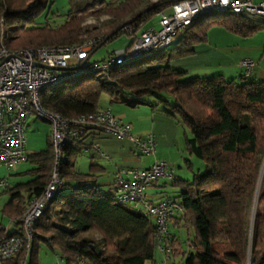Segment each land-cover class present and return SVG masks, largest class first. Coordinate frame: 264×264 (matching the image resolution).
<instances>
[{
	"label": "trees",
	"instance_id": "1",
	"mask_svg": "<svg viewBox=\"0 0 264 264\" xmlns=\"http://www.w3.org/2000/svg\"><path fill=\"white\" fill-rule=\"evenodd\" d=\"M170 2L68 0L64 21L53 25L35 23L47 0H0V23L3 18L10 27L6 44L11 50L70 45L101 37L95 52L118 37L123 26L142 23ZM103 16L109 17L103 25H85L88 19ZM259 23L231 13L203 15L168 47L115 66L112 81L87 73L39 93L43 109L66 118L98 110L102 94H107L111 102L130 109L148 105L154 111L156 104L146 99L153 97L166 105L161 110L164 115L180 120L189 132L185 135L186 152L203 161L205 171L191 181L172 183L183 214L169 223L184 224L193 235L184 249L170 234L166 259L180 258L183 264H264V81L237 84L222 74L180 79L183 72L170 64L195 53L213 25L247 37L263 28ZM83 139L64 150V187L36 221L27 257L23 249L0 264H40L41 245L58 253L64 264H79L80 260L85 264H157L155 221L132 206L116 204L114 194L97 185L101 167L91 165L88 174L74 170ZM27 157L36 166L30 171L32 179L6 191L10 201L2 210L19 226L26 202L39 195L49 180L53 164L50 139L46 150Z\"/></svg>",
	"mask_w": 264,
	"mask_h": 264
},
{
	"label": "built area",
	"instance_id": "2",
	"mask_svg": "<svg viewBox=\"0 0 264 264\" xmlns=\"http://www.w3.org/2000/svg\"><path fill=\"white\" fill-rule=\"evenodd\" d=\"M158 3L161 0H151ZM211 13H231L245 19L264 22V0H171L168 12H158V28L141 29L142 23L123 26L119 35L127 39L119 49L109 52L100 60H90L94 47L101 37H91L70 45L28 47L18 50L8 48L9 25L1 18L0 23V167L7 171L27 161L25 128L27 120L36 116L50 126V144L53 164L44 190L26 202L21 217L20 233L11 235L9 226L0 225V263L26 249L27 257L36 221L45 213L50 202L59 196L64 182L61 167L66 161L65 148L85 137L89 132H104L129 140L142 155H154L155 137L145 139L132 135L130 124L116 120L109 110L98 109L92 113L66 118L43 109L39 93L47 88L64 84L82 74L95 73L112 81L111 71L150 53L171 45L179 34L197 18ZM109 20L108 16H103ZM95 20V19H94ZM91 22L88 19L85 25ZM255 62L244 58L238 66L244 75H250ZM104 156L98 146L92 147ZM159 179L175 181L173 169L162 160L155 161L147 169L122 170L112 177V193L118 205L132 206L151 217L157 226L158 251L166 253V239L170 237L168 223L177 214H183L176 200L165 199L151 205L146 190ZM10 188L7 179H0V194ZM21 264H24L23 262ZM79 264H85L80 260Z\"/></svg>",
	"mask_w": 264,
	"mask_h": 264
},
{
	"label": "rangeland",
	"instance_id": "3",
	"mask_svg": "<svg viewBox=\"0 0 264 264\" xmlns=\"http://www.w3.org/2000/svg\"><path fill=\"white\" fill-rule=\"evenodd\" d=\"M149 1L152 2L151 0ZM68 9V0H47L46 8L36 19L35 23L42 24L46 20L55 22L64 21ZM166 11L168 12V9H166ZM53 14L55 15L53 16ZM155 17H157V15L146 20L143 29L151 27L158 28ZM90 20L91 22H88L86 25L91 28L99 27L108 21L105 17H101L98 20ZM259 24H262L263 28L247 37L233 33L219 25H213L208 30L207 40L195 47V53L182 58H175L171 60L170 64L176 70L183 72L179 77L180 79H187L193 76L211 77L221 74L223 70L227 76L225 78L228 80L234 78L237 84L251 81H264V22ZM126 39V35L121 34L117 38L107 41L93 52L90 60L102 59V57L106 56L109 52L119 49ZM246 55L255 62L250 75L245 76L243 71V77H240L239 68L236 72L233 70V73L230 69L224 68L236 65L242 60V57ZM165 98L170 103H173L169 95H165ZM146 99L152 104H156L154 111H152L149 108L151 106L148 105H140L137 109H130L120 102H111L107 94H102L99 101V108L109 110L116 120L130 122L145 130V132L141 134L142 136H135L132 133L135 138L145 139L149 134H153L158 138V132L164 131L165 136L163 144L164 148L167 149L166 153L170 159L176 160L177 162V164H168L170 165L168 168L173 169L175 180L191 181L195 174L205 171V164L203 161L188 155L186 152L185 135L189 136V132L182 126L178 118L167 117L161 112L162 108L166 107V105L150 96ZM123 112H126L125 120L122 119V116H117L119 113ZM97 134L100 138L94 142L91 141L90 137L84 139L85 148L82 150L81 154L75 157L74 170L81 174H88L91 164L96 163L102 166L105 170L99 175L96 181L97 185L107 194H110L108 184L110 182L112 188V177L117 172L128 169L141 171L153 161L155 157L157 160L162 159L166 164L168 163L165 157V159H163L159 156L160 153H162L158 146L159 143L156 146L154 155H142L129 140H122L100 131H98ZM49 136L50 126L47 122L36 116L28 118L24 134L26 154L35 155L46 150ZM157 138L155 142H157ZM93 146H98L104 156L97 153L92 148ZM188 166H191V168L189 169ZM35 167L33 163L28 161L7 172L1 167L0 178H5L8 181L10 180L9 182L12 186L20 183L25 184L32 179L28 171L35 169ZM159 182L160 186L165 183L163 188L165 196L170 199L176 198V189L171 187L172 183L170 180L159 179ZM9 197V194H4L0 197V225L4 228L8 226L9 220L1 213V208ZM181 226L177 228L172 223H169L168 231L175 234L182 243L184 249H188L187 242L188 239L192 237L193 233L192 230L184 224H181ZM155 258L159 262L162 261L160 262L161 264H183L180 258L166 259L165 254L160 253L158 250L156 251ZM38 259L40 264H64L58 253L50 251L43 245L39 248Z\"/></svg>",
	"mask_w": 264,
	"mask_h": 264
},
{
	"label": "crops",
	"instance_id": "4",
	"mask_svg": "<svg viewBox=\"0 0 264 264\" xmlns=\"http://www.w3.org/2000/svg\"><path fill=\"white\" fill-rule=\"evenodd\" d=\"M164 2H170L171 0H163ZM146 3H148V2H145L144 4H143V6H142V9H144V8H146V6H145V4ZM166 9H168V7L166 8ZM165 9V10H166ZM55 14H53V16H54ZM155 16V15H154ZM153 17V16H152ZM151 18V17H150ZM150 18H147L146 20H148V19H150ZM155 19H156V21H157V17H155ZM146 20H144L143 22H142V28L141 29H143L144 27H143V25H144V23H145V21ZM45 22H48V23H50V24H53V25H56V24H60V23H62L63 21H61V22H55V21H48V20H46ZM117 38V37H116ZM115 39V38H114ZM257 49H258V47H257ZM109 54V53H108ZM107 54V55H108ZM106 55V56H107ZM106 56H104V57H106ZM250 56H252V55H250ZM254 57V56H253ZM103 58V57H102ZM244 58H248V55H246V56H243L242 57V59H244ZM248 59H251V58H248ZM252 60V59H251ZM256 65H258V64H256ZM220 67H222V66H220ZM258 67H260V66H258ZM224 68H226V69H230L231 71H232V73H233V70H235V72H236V70H238V68L240 69L239 70V72H240V74L241 75H243V69L242 68H240L239 66H238V63L236 64V65H234V66H230V67H224ZM220 69H222V68H220ZM186 71H190V70H186ZM221 74L222 75H224L225 77H227L226 76V73H224V71L222 70V72H221ZM229 75V74H228ZM234 75V74H233ZM241 75H240V77H241ZM231 76H232V74H231ZM232 79H234V78H232ZM235 80V79H234ZM122 116V119L123 120H125V117H126V112H123V113H119L117 116ZM118 120V119H117ZM118 121H120V122H122V123H127V124H130L131 125V127H132V133L135 135V136H142L141 134H143L144 132H145V130L144 129H141L140 127H138L137 125H133L132 123H130V122H123V121H121V120H118ZM98 132H89L85 137H84V139L86 138V137H90L91 138V141L92 142H94V141H96V140H98V138H100L99 136H98V134H97ZM153 135V134H152ZM154 136V135H153ZM164 131H160V132H158V138L157 137H155V139L157 138V142H156V146H157V144H158V146L160 147V150H161V152L162 153H160V155L159 156H161L163 159H165V160H167L168 161V163L166 164L167 166H170L171 164H173V163H175V164H177V162H176V160L174 161L173 159H170L169 158V156H168V154L166 153V151H167V149H165L164 148V144H163V139H164ZM84 139L82 140V144L79 146V153L77 154V156L79 155V154H81V152H82V150L85 148V144H84ZM160 139V140H159ZM159 140V141H158ZM76 156V157H77ZM165 157V158H164ZM162 160V159H161ZM155 161H157V159H156V157H155V159L153 160V161H151L147 166H145L143 169H147L148 167H150V165H152ZM163 161V160H162ZM168 164H170V165H168ZM91 165H97V166H99V167H101L102 169H103V171L105 170L102 166H100L99 164H96V163H93V164H91ZM1 168V167H0ZM4 169V168H3ZM6 170V169H5ZM33 170V169H32ZM31 171V170H30ZM30 171H28V172H30ZM102 171V172H103ZM6 172H7V170H6ZM80 173V172H79ZM31 176H32V174H31ZM6 177V176H5ZM1 179V178H0ZM4 179V178H3ZM178 180V179H177ZM10 181V180H9ZM27 183V182H26ZM9 184H10V182H9ZM18 185H22L21 183L20 184H16V185H14V186H12L11 184H10V188L9 189H11V188H13V187H15V186H18ZM164 186H165V183L164 184H162L161 186H160V182H159V180L158 181H156L151 187H149L147 190H146V198H147V200L149 201V203L151 204V205H154V204H157V203H159V202H161V201H163V200H165V199H170V198H168L167 196H165V191H164ZM108 187H109V190H110V192H112V188H111V184H110V182H109V184H108ZM171 187H172V184H171ZM175 189V188H174ZM176 193H177V189H176ZM4 194H9V193H2V194H0V197L2 196V195H4ZM23 195H25L26 196V194H23ZM158 196H160V197H158ZM176 197H177V195H176ZM172 200H176V198H173ZM9 201H10V197H9V199L6 201V203L4 204V206L1 208V213H2V210H3V208L9 203ZM3 214V213H2ZM8 220H9V224H8V226H9V228H8V232H9V234H15L16 232H18V230H19V228H20V226L16 223V221H14V219H12V218H10V217H6ZM171 223V222H170ZM173 224V223H172ZM174 225V224H173ZM177 228L179 227V226H176ZM170 234H171V236H175V234L174 233H171V232H169ZM176 237V236H175ZM157 261V263H159V264H161L160 262H162V261H158V260H156Z\"/></svg>",
	"mask_w": 264,
	"mask_h": 264
}]
</instances>
